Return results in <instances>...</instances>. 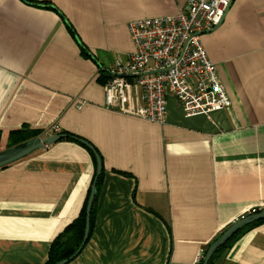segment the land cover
<instances>
[{
    "label": "crops",
    "instance_id": "1",
    "mask_svg": "<svg viewBox=\"0 0 264 264\" xmlns=\"http://www.w3.org/2000/svg\"><path fill=\"white\" fill-rule=\"evenodd\" d=\"M37 1L54 8L0 0V132L57 126L102 158L93 229L67 264H198L264 206V0H234L202 39L231 107L187 119L172 101L164 125L108 109L101 68L133 54L130 23L187 0ZM81 145L62 140L0 169V264H46L79 217L95 176ZM212 264H264V224Z\"/></svg>",
    "mask_w": 264,
    "mask_h": 264
},
{
    "label": "built area",
    "instance_id": "2",
    "mask_svg": "<svg viewBox=\"0 0 264 264\" xmlns=\"http://www.w3.org/2000/svg\"><path fill=\"white\" fill-rule=\"evenodd\" d=\"M233 1L187 0L175 15L130 23L134 52L108 70L106 107L156 125L166 124L172 101L187 119L228 110L231 100L202 39L222 24ZM52 131L61 134L57 126Z\"/></svg>",
    "mask_w": 264,
    "mask_h": 264
},
{
    "label": "trees",
    "instance_id": "3",
    "mask_svg": "<svg viewBox=\"0 0 264 264\" xmlns=\"http://www.w3.org/2000/svg\"><path fill=\"white\" fill-rule=\"evenodd\" d=\"M24 2L30 4V5H44L46 6V8H50L53 9L54 7L47 4V3H40L37 0H23ZM67 27L68 30L70 31L71 35L74 37V39L78 42V44L81 47V54L82 56H84L85 58L90 57L87 53L86 48L82 45L81 41L79 40L76 32L74 31V29L69 25V23H67ZM101 82L105 83L106 79L104 77H101ZM44 132L42 131H30L28 129H23L20 131H16V132H12V133H7V134H2L0 132V152L3 150V145L6 142V149L5 151H9L12 147L19 145L23 142H26L30 139H33L35 137L41 136L43 135ZM73 136V135H71ZM63 141H68V142H75L77 144L80 145V143L74 141L73 139H71V137H68L66 139H64ZM82 147H84L83 145H81ZM2 148V149H1ZM85 148V147H84ZM88 150V149H87ZM90 155L92 156V159L94 161L95 164V176L93 179V183H96V187L97 190L100 189V186L103 182V173L98 177V179L96 180V175H97V164H96V159L94 154L89 151ZM91 194V189L88 193V197L86 200V203L82 209L81 214L79 215V217L71 224L69 225L66 230L53 242V244L51 245L50 251H49V256H48V260L46 264H57L61 261L64 260H69L71 257L74 256V254L78 251L79 247L81 246L82 242H83V238H84V231H85V225H86V209H87V204L89 201V197ZM96 202H97V197L95 199L94 205H93V209H92V214H91V220H90V230H89V235L92 232L93 229V224H94V219H95V208H96ZM264 224V220L254 223L248 227H246L245 229L239 231L238 233H236L231 240L225 244V246H223L216 254L215 256L212 258V260L210 261L209 264H212L213 260L215 258H217L219 256V254L226 248H228V246L234 241V239L239 236L240 234H242L245 230L249 229V228H253L259 225ZM210 247V245L207 247V249L203 252L202 258L200 260V262L198 264H202L204 257L207 253L208 248Z\"/></svg>",
    "mask_w": 264,
    "mask_h": 264
},
{
    "label": "water",
    "instance_id": "4",
    "mask_svg": "<svg viewBox=\"0 0 264 264\" xmlns=\"http://www.w3.org/2000/svg\"><path fill=\"white\" fill-rule=\"evenodd\" d=\"M89 54V53H88ZM89 56L96 62L94 57L89 54ZM102 71L104 72V76L109 79L110 74L108 73V70L101 68ZM68 137H71L74 141L82 144L84 147H86L89 151H91L96 159V164H97V175H96V180L98 177L102 174L103 172V162L102 158L100 157L99 153L96 151L94 146H92L88 141L84 139H80L75 136H71L68 134H56V135H51V136H38L33 139H30L26 142H23L19 145H16L12 147L9 151H1L0 152V169L5 168L15 162H18L22 159L27 158L30 156L32 153L43 149L44 147H48L50 145H53L54 143H57L59 141H62ZM98 190L96 187V183L93 184L92 189H91V194L89 197V201L87 204V209H86V225H85V231H84V238L81 246L79 247L78 251L75 253L73 257H71L69 260H64L61 261L57 264H67L69 263L73 258H75L84 248L88 237H89V230H90V220H91V214H92V209L93 205L95 202V199L97 197ZM264 220V210L259 211V212H253L251 215L244 216L238 221L234 222L218 239H216L208 248L207 253L204 257L203 263L202 264H209L212 258L215 256V254L223 247L225 244H227L231 238L238 233L239 231L245 229L246 227L263 221Z\"/></svg>",
    "mask_w": 264,
    "mask_h": 264
},
{
    "label": "rangeland",
    "instance_id": "5",
    "mask_svg": "<svg viewBox=\"0 0 264 264\" xmlns=\"http://www.w3.org/2000/svg\"><path fill=\"white\" fill-rule=\"evenodd\" d=\"M2 148H3V150H2V151H5V149H6V144H5V145H3V147H2ZM2 148H1V149H2ZM260 210H264V206H263V208H262V209H260ZM255 212H259V211L257 210V211H255Z\"/></svg>",
    "mask_w": 264,
    "mask_h": 264
}]
</instances>
